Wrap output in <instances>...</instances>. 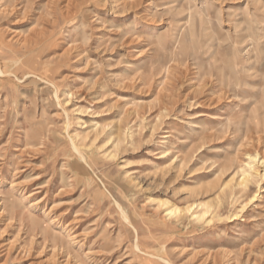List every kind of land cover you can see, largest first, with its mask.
Listing matches in <instances>:
<instances>
[{
  "label": "rangeland",
  "instance_id": "rangeland-1",
  "mask_svg": "<svg viewBox=\"0 0 264 264\" xmlns=\"http://www.w3.org/2000/svg\"><path fill=\"white\" fill-rule=\"evenodd\" d=\"M263 104L264 0H0V264H264Z\"/></svg>",
  "mask_w": 264,
  "mask_h": 264
},
{
  "label": "bare ground",
  "instance_id": "bare-ground-1",
  "mask_svg": "<svg viewBox=\"0 0 264 264\" xmlns=\"http://www.w3.org/2000/svg\"><path fill=\"white\" fill-rule=\"evenodd\" d=\"M235 84V83H234ZM237 84V83H236ZM263 107H264V104H263ZM264 113V112H263ZM214 119H222V117L221 116H217V115H215L214 117H213ZM225 119H226V117H225ZM238 120L239 119H237V122H238ZM219 121V120H218ZM225 121V120H224ZM220 122V121H219ZM228 122V121H227ZM264 125V124H263ZM261 131L264 133V126L261 128ZM249 156V158H250V161L248 162V166H249V168H253V166L251 165V163H253V162H255V161H257V163L258 162H260L262 165H263V167H264V156H259V154L258 153H255V154H253V155H248ZM248 171V170H247ZM263 176H264V172H263V174H262ZM251 175L249 174V172H246V170L244 171V174H243V177H242V179H241V182H240V184H242V185H244V186H247V183L249 182V177H250ZM247 188V187H246ZM169 213L170 214H174L175 213V208L174 209H171L170 211H169ZM207 213V211H203L202 213H199V214H197L196 215V217L199 219V218H203L204 216H205V214Z\"/></svg>",
  "mask_w": 264,
  "mask_h": 264
}]
</instances>
